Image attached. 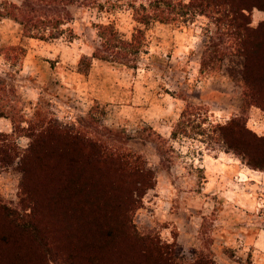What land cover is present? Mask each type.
Wrapping results in <instances>:
<instances>
[{"label": "rangeland", "instance_id": "rangeland-1", "mask_svg": "<svg viewBox=\"0 0 264 264\" xmlns=\"http://www.w3.org/2000/svg\"><path fill=\"white\" fill-rule=\"evenodd\" d=\"M148 1L79 0L56 37L0 17V264H264V0H178L135 67L93 57Z\"/></svg>", "mask_w": 264, "mask_h": 264}, {"label": "trees", "instance_id": "trees-1", "mask_svg": "<svg viewBox=\"0 0 264 264\" xmlns=\"http://www.w3.org/2000/svg\"><path fill=\"white\" fill-rule=\"evenodd\" d=\"M214 1L211 0L215 5L226 3L228 6L240 10L242 15L246 17L247 15L243 11L251 8L246 0H223L218 3ZM32 2L29 3L28 0H24L23 3L18 4L10 0H0V17L11 18L20 23L27 36L45 38L46 34L50 37H56L58 32H63L62 26L68 20L67 14L69 13L66 6L77 3L79 0H32ZM257 4L260 3L257 2ZM62 8L66 11H63ZM132 9L134 19L139 26L130 39L122 37L113 23L97 24L99 45L95 48L93 57L127 67H135L138 56L146 51L147 39L144 27L153 21L167 22L176 19L175 16H186L189 12L187 4H181L178 0H149L139 5L134 4ZM259 27H264V22ZM252 30L250 27L244 37V45L240 52L245 58L242 71L244 85L254 90L255 87H258V79L253 75L255 66L252 61L254 59ZM255 102L258 101L255 100ZM219 128L223 127L220 126ZM173 135H176V131H173ZM253 165L260 166L256 163ZM192 264L205 263L199 260Z\"/></svg>", "mask_w": 264, "mask_h": 264}]
</instances>
